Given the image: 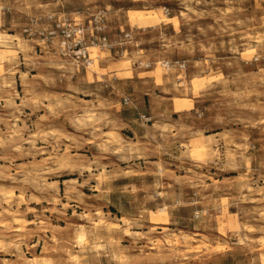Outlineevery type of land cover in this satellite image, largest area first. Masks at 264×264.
<instances>
[{
	"label": "rangeland",
	"instance_id": "rangeland-1",
	"mask_svg": "<svg viewBox=\"0 0 264 264\" xmlns=\"http://www.w3.org/2000/svg\"><path fill=\"white\" fill-rule=\"evenodd\" d=\"M0 264H264V0H0Z\"/></svg>",
	"mask_w": 264,
	"mask_h": 264
},
{
	"label": "built area",
	"instance_id": "built-area-1",
	"mask_svg": "<svg viewBox=\"0 0 264 264\" xmlns=\"http://www.w3.org/2000/svg\"><path fill=\"white\" fill-rule=\"evenodd\" d=\"M68 37H70V35H69V34L67 35V38H68Z\"/></svg>",
	"mask_w": 264,
	"mask_h": 264
}]
</instances>
